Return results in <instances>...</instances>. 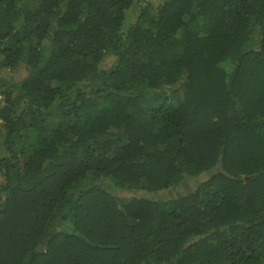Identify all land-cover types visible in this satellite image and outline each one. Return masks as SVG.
<instances>
[{
    "label": "trees",
    "instance_id": "obj_1",
    "mask_svg": "<svg viewBox=\"0 0 264 264\" xmlns=\"http://www.w3.org/2000/svg\"><path fill=\"white\" fill-rule=\"evenodd\" d=\"M21 69L0 264H264V0H0Z\"/></svg>",
    "mask_w": 264,
    "mask_h": 264
},
{
    "label": "rangeland",
    "instance_id": "obj_2",
    "mask_svg": "<svg viewBox=\"0 0 264 264\" xmlns=\"http://www.w3.org/2000/svg\"><path fill=\"white\" fill-rule=\"evenodd\" d=\"M160 0H155V3H158ZM138 13V6L134 5L133 8H131L127 12V18L125 20V26L130 25L131 23L134 22V19ZM106 63H110V60H107ZM1 75H6V77L13 79L14 81L19 80L22 78L24 75V70H19V71H13V72H7L3 71L0 72ZM211 175V172H205L197 177L194 178H187L183 183H181L177 187H173L170 190L160 192L156 196L158 197H169V196H177L180 193H186L190 190H192L199 182L207 179Z\"/></svg>",
    "mask_w": 264,
    "mask_h": 264
},
{
    "label": "built area",
    "instance_id": "obj_3",
    "mask_svg": "<svg viewBox=\"0 0 264 264\" xmlns=\"http://www.w3.org/2000/svg\"><path fill=\"white\" fill-rule=\"evenodd\" d=\"M1 100H2V96L0 95V102H1Z\"/></svg>",
    "mask_w": 264,
    "mask_h": 264
}]
</instances>
